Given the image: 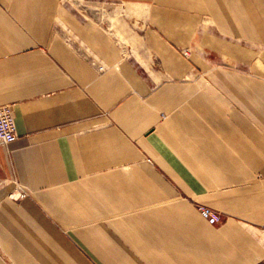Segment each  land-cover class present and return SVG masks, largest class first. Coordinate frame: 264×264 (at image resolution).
<instances>
[{
	"label": "crops",
	"instance_id": "0c3cea01",
	"mask_svg": "<svg viewBox=\"0 0 264 264\" xmlns=\"http://www.w3.org/2000/svg\"><path fill=\"white\" fill-rule=\"evenodd\" d=\"M2 105L0 264H264V0H0Z\"/></svg>",
	"mask_w": 264,
	"mask_h": 264
},
{
	"label": "built area",
	"instance_id": "2783aa9c",
	"mask_svg": "<svg viewBox=\"0 0 264 264\" xmlns=\"http://www.w3.org/2000/svg\"><path fill=\"white\" fill-rule=\"evenodd\" d=\"M183 55L186 56L187 53H184ZM16 138V123L13 106L2 105L0 106V145H8ZM25 195L24 192L18 194L14 193L10 195V198L17 200L23 198ZM196 208L201 218H203L208 224L216 225L220 223L221 217L210 207L198 204Z\"/></svg>",
	"mask_w": 264,
	"mask_h": 264
},
{
	"label": "rangeland",
	"instance_id": "374dc122",
	"mask_svg": "<svg viewBox=\"0 0 264 264\" xmlns=\"http://www.w3.org/2000/svg\"><path fill=\"white\" fill-rule=\"evenodd\" d=\"M184 53H187V55H186V56L183 55V56H184V57H188V55H189V49H185V50H183V51H182V54H184Z\"/></svg>",
	"mask_w": 264,
	"mask_h": 264
}]
</instances>
